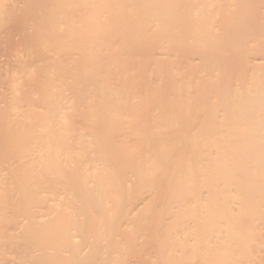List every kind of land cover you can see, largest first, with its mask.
<instances>
[{"label": "bare ground", "instance_id": "bare-ground-1", "mask_svg": "<svg viewBox=\"0 0 264 264\" xmlns=\"http://www.w3.org/2000/svg\"><path fill=\"white\" fill-rule=\"evenodd\" d=\"M27 1V56L95 77L79 127L62 96L5 124L0 264H264V0Z\"/></svg>", "mask_w": 264, "mask_h": 264}, {"label": "rangeland", "instance_id": "rangeland-1", "mask_svg": "<svg viewBox=\"0 0 264 264\" xmlns=\"http://www.w3.org/2000/svg\"><path fill=\"white\" fill-rule=\"evenodd\" d=\"M44 1L49 0H43V3ZM27 2V0H0V144L8 134L5 124L19 119L20 115L28 110V107L24 106L39 105L42 98L50 103L58 97H68V103L73 106L72 112L60 118L53 116L57 122H61L63 119L73 120L71 122L79 127L82 124L79 121L85 120L84 114L89 112V109L79 105L84 101L80 99V96H82L81 93L90 91L93 87V85L88 86V84L91 77H95V75L92 76L91 71L90 73L83 68L57 69L53 65L59 66L60 63H49L45 60L46 58L59 57L60 59H77L87 54L80 52L79 47H73V49L62 50V53L59 52L61 54L57 53L59 55L44 56V53H38L37 56H27L28 42L31 39L30 26H35L32 31L37 30V18L34 15L29 16ZM50 11L55 14L53 21L55 19L62 21L63 16L61 14L56 13V10ZM87 16L91 15L82 13L77 18H72L70 15L65 17L69 18L70 21L83 23L82 19H86ZM28 17L30 20H28ZM46 20L49 19L46 18ZM43 23L46 25V21ZM56 25H59L58 22ZM53 37L55 40H60L56 35ZM43 90H49V92L43 93ZM44 94H48L49 97L46 99ZM13 95L14 97L11 98ZM88 96L84 97L86 104L92 102V99ZM16 103L20 104L21 108L12 109L11 107ZM56 113L58 112H54V115ZM92 117L86 116L88 119ZM154 140L160 144V152L164 154L169 151L165 142H170L173 145L171 156L175 157L173 161L169 157V163L171 164L169 167L170 171L177 170L180 167V160L177 157L182 158L181 145L176 141L172 142L168 137L154 138ZM3 158L9 162V156ZM2 171L3 175L8 174L6 167L1 166L0 174ZM0 187L5 188L6 192L9 193V187L1 180ZM8 203L4 204V207L8 213H11L12 203Z\"/></svg>", "mask_w": 264, "mask_h": 264}]
</instances>
